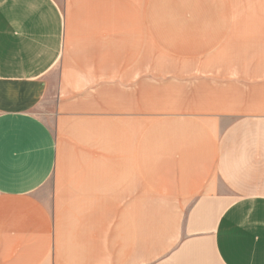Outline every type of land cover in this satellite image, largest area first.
<instances>
[{"label": "crops", "instance_id": "0c3cea01", "mask_svg": "<svg viewBox=\"0 0 264 264\" xmlns=\"http://www.w3.org/2000/svg\"><path fill=\"white\" fill-rule=\"evenodd\" d=\"M0 264H264V0H0Z\"/></svg>", "mask_w": 264, "mask_h": 264}, {"label": "rangeland", "instance_id": "374dc122", "mask_svg": "<svg viewBox=\"0 0 264 264\" xmlns=\"http://www.w3.org/2000/svg\"><path fill=\"white\" fill-rule=\"evenodd\" d=\"M163 65V66H162ZM162 65H157V66H151V71L155 73H163V72H171L172 71V66L168 64H162ZM156 74V75H157ZM161 86H167L164 89L169 90L172 89V80L170 81H164V84H151V107L160 105V103H164L168 101L169 99H161V97L158 96V91H161L163 89ZM185 89H183L184 91ZM157 116V113L152 114L151 113V120H157L155 117Z\"/></svg>", "mask_w": 264, "mask_h": 264}]
</instances>
